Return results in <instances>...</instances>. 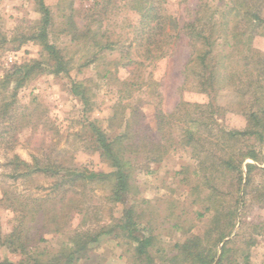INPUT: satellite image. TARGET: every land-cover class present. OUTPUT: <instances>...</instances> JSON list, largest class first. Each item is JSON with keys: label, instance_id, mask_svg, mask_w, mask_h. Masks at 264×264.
I'll return each instance as SVG.
<instances>
[{"label": "rangeland", "instance_id": "obj_1", "mask_svg": "<svg viewBox=\"0 0 264 264\" xmlns=\"http://www.w3.org/2000/svg\"><path fill=\"white\" fill-rule=\"evenodd\" d=\"M159 1L169 13L184 20L190 19L195 7H201L209 18L214 13L221 15L234 2ZM44 2L52 14L46 41L39 34L43 13L38 0H0V81L8 74L14 79L18 77L20 66H31L27 69L28 78L16 92L15 103L7 108V117L0 122V135L7 130L12 137L4 141L6 136H0V199L3 190L8 189L22 196H48L51 201H59L63 196L67 202L68 196L53 188L56 175L37 173L17 178L16 164L10 162L16 155L28 164H34L35 158L40 163L54 165L67 159L71 162H64L68 166L102 176L79 193L82 210L71 213L69 226H64L58 234L48 235L47 241L37 243L33 252L40 255V260H48L74 233H98L104 227L107 232L101 231L98 243L87 257L75 264H162V258L170 261L179 253L177 244L196 237L204 239L198 252L206 253L217 230L206 233L217 224L220 229L225 228L228 236L215 248L211 264H245L247 260L249 264H264V138L225 139V147L213 145L218 140L214 130L218 126L246 130L251 112H264V37L255 38L253 47L259 53V61H252L244 68L245 75L237 86L229 79L230 84L223 87L221 81L239 56L233 54L223 65H220L223 58H213L217 68L215 87L222 89L207 94L200 90L194 73H184L189 58L185 41H178L165 59L137 65L135 62L141 58L129 51L135 37L132 27L138 19L131 11L122 6L107 9L103 4L92 9L94 0ZM70 3H73L71 7ZM72 9L81 30L86 23L90 24L97 39L118 42L117 48L100 51L85 39L72 41L68 31L73 28L63 18ZM261 9L264 18V7ZM44 43L56 48L68 71L55 72L56 60L45 50ZM210 64L213 65L211 61ZM251 71L255 74L250 75ZM125 80L140 83L134 92L139 117L131 126V135L139 147L126 154L131 164L130 190L124 201L117 203L108 198L115 167L102 156L99 132L94 127L102 131V138L109 143L125 131L120 119L123 114L129 117L130 110L123 111V107L132 101L122 98L125 93L120 90ZM15 85L13 81L4 90L8 102L12 101ZM83 91L88 102L78 94ZM182 101L215 105L214 109L195 111L194 117L199 120L207 116L214 120L209 127H201L197 135L202 138L199 147L186 144L182 122L171 125L174 139L163 142L164 149L152 145L151 140L161 141L157 132L158 114L171 113ZM169 120L166 117L165 122ZM14 128L18 130L13 131ZM157 148L160 151L155 152ZM161 152L163 161L153 162V159L161 160ZM232 156L236 168L230 171L221 166V161ZM22 171H26L24 167L16 173ZM211 185L216 187L220 198L212 196ZM128 209L134 211L138 234L153 237L149 258L143 255L137 260L136 245H131L117 226ZM19 218L11 209L0 206V264H21L26 260L20 252L13 253L4 245V237L20 223Z\"/></svg>", "mask_w": 264, "mask_h": 264}, {"label": "trees", "instance_id": "obj_2", "mask_svg": "<svg viewBox=\"0 0 264 264\" xmlns=\"http://www.w3.org/2000/svg\"><path fill=\"white\" fill-rule=\"evenodd\" d=\"M38 2L40 11L43 13L42 26L39 32L40 39L46 41L48 40V29L52 24V14L44 0H38ZM71 5L73 3H70V7ZM99 5L107 9L109 7L119 9L122 6L138 17L136 25L132 27V33H134L135 37L129 49V51H134L141 58L140 62H135L137 65L144 66L147 62L155 63L156 61L165 59L172 53L178 41H185L189 49V58L185 65L184 73L195 74L198 80L197 85L203 93L216 94L217 90L222 89V87H215L214 75L217 68L213 58H223L220 63V65H223L224 60L229 59L233 54L239 56L234 62L235 65L229 67L228 75H225V78L222 79L221 83L223 87L230 84L227 83L229 79L232 81L231 84L237 86L238 82L242 81L243 75H245L246 70L244 68L252 61H259V53L254 49L253 42L259 35L260 37H264V18L261 17V8L264 7V0H234L231 5L227 6L220 13L221 15L218 16V13L217 15L214 13L209 18L202 13L201 7H195L193 14L188 20L178 18L169 13L159 0H127V3H123V0L119 2L114 0H94L93 7L91 8L93 9ZM71 12L69 15L63 14V18L68 20V26L73 28V31H68L72 35V41L76 42L85 39L88 41V44H92L100 51L117 48L118 42L97 39L93 35L96 31L90 28V24L86 23V27L81 30L80 25L73 18L74 9ZM216 16L217 20H215ZM97 23L99 26L102 25L101 21ZM85 29L86 31H84ZM43 47L56 60L55 72L68 71L67 67L60 61L54 46L44 43ZM210 61L213 64L212 66ZM129 62L131 63L133 60L131 59ZM34 63L39 65L38 62ZM30 67L28 64L20 66L17 69V72H19L18 77L14 79L12 74H8L0 81V102L2 104L0 105V122L7 117V108L12 107L15 103L16 92L28 78L30 71L27 69H31ZM249 74L254 75L255 73L251 71ZM13 81L16 84L13 88L14 96L12 97V101L8 102L7 97L4 95V90L8 89ZM81 85L83 86L82 83ZM137 87L140 88L139 82L125 80L122 83L120 91L125 93V96L122 98H131L132 101L123 107V111L130 110V115L128 118L125 117V114L121 117L120 126H124L125 131L119 134L116 140L111 143L107 142L102 138V131L97 126L94 127L99 132L98 143L104 151L102 156L108 158L113 167H115L112 175L114 177V184L108 198H113L112 200L117 203L124 201L125 194L130 190V186L128 185V169L131 167V164L126 154L132 153L135 147H139V143H136L135 137L131 135L132 123L139 117L140 112L137 101L134 99V92ZM78 94L84 102H88L84 91ZM5 100L8 103H3ZM204 108L209 110L214 109L215 105L213 102H210L208 105H201L182 101L171 113L160 112L157 116V132L161 141L151 140L152 145L155 144L157 147L161 145V149H164L163 142H171L174 139L171 125L182 122L185 140L187 141L186 144H193L198 148L199 142L202 140L201 137H197L201 127H209V124H212L214 121L209 116L206 118L210 121L206 118V120H202L201 117L199 120L194 117L196 110L199 112V110ZM166 117L170 118L169 122H165ZM217 128L214 130H217L216 136L218 140L213 145L220 147H225V139L229 141L236 138L257 136L263 140L264 112H251L249 116V128L246 130L227 129L219 126ZM17 130V128L13 129V131ZM1 135V137L6 136L3 138L4 141H7L11 137V133L7 130H4ZM10 140H12V137ZM157 151H160V148L155 150V152ZM162 161V152L161 160L153 159L155 163ZM10 162L11 164H16L14 174H16L17 178H28L37 173L56 175L57 178L53 188H58L60 192L63 191L65 197L68 196V199L66 202V198L63 199L62 196L59 201H51L48 196L40 198L27 195L22 196L10 193L8 189H4L2 198L0 199V206H3L4 209H11L20 215V223L15 227L13 226V229L6 234L4 245L13 253L20 252L26 257V260L22 261L21 264H75L83 257H87V254L98 243L101 231H106L104 227L98 233L89 231L87 233H74L69 238L70 240L63 244L55 255L48 260H40V255L34 253L33 250L37 243L46 242L48 235L60 233L65 228L64 226L68 225L72 212L78 213L82 210L81 206L83 202L80 201L79 193L86 190L91 182L100 179L102 174L98 175L76 166H68L64 163H71L67 159H63L61 163L57 162V165H54L40 163L35 158L34 164H28L25 161H21L16 155ZM221 166L227 169L230 168V171L234 170L236 166L233 156L222 160ZM21 167H24L26 171L16 173ZM210 189L213 197L220 198V193H217L216 187L211 185ZM133 215L134 211L131 209L126 210L120 217L121 220L117 226L129 238L131 245H136L134 247L136 259L140 260L143 255L149 258L151 256L149 249L153 245V237L152 235L141 237L138 234L140 231ZM218 228L219 225L215 224L206 233H214L217 230L216 237L211 241L212 247L207 248L206 253L198 252L204 239L196 237L185 243L177 244L176 248L179 250V253L172 256L170 261L161 257L162 264H211L213 255H215V248L228 236L225 228ZM245 264H249L248 260Z\"/></svg>", "mask_w": 264, "mask_h": 264}]
</instances>
